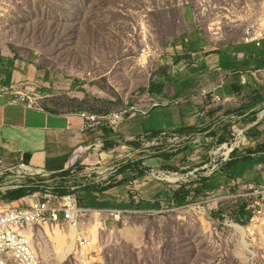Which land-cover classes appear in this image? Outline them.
I'll return each instance as SVG.
<instances>
[{
	"label": "rangeland",
	"instance_id": "1",
	"mask_svg": "<svg viewBox=\"0 0 264 264\" xmlns=\"http://www.w3.org/2000/svg\"><path fill=\"white\" fill-rule=\"evenodd\" d=\"M263 7L264 0H18L0 33V56L7 55L19 65L34 64L54 73L55 96L45 98L42 106H61L67 97L72 109H85L90 103L100 107L98 113L118 111L125 105L144 109L154 104L148 98V88L165 74L169 67L166 63L181 49L191 27L214 44L224 43L239 37L244 24L257 18ZM66 83H72L73 90L83 93L85 98L79 101L66 95ZM260 91L264 96V79ZM232 125L224 124V136L210 141L205 139L208 135L200 133L186 140L162 139L158 145H152V137L145 136L143 142L131 141L126 152L118 148L122 154L117 159L103 155L108 146L97 153L87 152L81 157L100 169L85 176V187L127 184L136 176L154 179L152 173L164 171L177 173L178 180L171 185L199 183L211 175V166L223 163L222 155L232 149L225 143H245L248 136L243 131L238 135ZM171 146L178 149L171 151L172 155L187 148L189 158L178 155L173 160L175 165L162 171L141 165L154 156L156 149L167 151ZM238 149L230 156L239 155ZM127 153L140 157L134 163L136 170L132 175L133 171L120 174L113 167L116 160L126 159ZM76 164L77 172L84 174V166ZM9 181H14L13 185L5 186ZM16 183L12 174L1 175L0 199L7 200L5 191L18 188ZM48 185L54 191L64 192L72 187L58 181ZM28 195L13 204L23 205L22 199ZM196 199L198 194L194 192L174 211L132 213L124 223L115 224L107 218L96 248L97 263L264 264V240L252 245L238 242L230 230L216 227L215 220L206 218L203 212L198 217L185 206ZM88 220L83 228L90 225L91 218ZM33 233L34 246L48 264H74L70 257L75 235L72 231L65 226L46 225L33 227Z\"/></svg>",
	"mask_w": 264,
	"mask_h": 264
},
{
	"label": "crops",
	"instance_id": "2",
	"mask_svg": "<svg viewBox=\"0 0 264 264\" xmlns=\"http://www.w3.org/2000/svg\"><path fill=\"white\" fill-rule=\"evenodd\" d=\"M173 56L166 63L169 66L167 71L155 83L161 86L159 94L148 93L149 100L154 104L148 108L134 109L131 115H125L116 129H84L77 113L81 110L98 113L100 107L93 103L85 109H72L67 97H64L61 106L41 105V110H36L12 103L14 95L0 96V171L4 174L9 168L24 164L49 174L46 177L51 179L45 181L47 184L54 181L60 183L59 175L66 171L73 152L96 142H101L103 147L108 146L107 154L103 155L117 159L122 154L118 148L126 152L130 149L131 141L148 134L165 133L187 138L202 134L208 135L205 139L210 141L214 137H223L224 124L231 123L233 129L237 128L236 131H243L248 136L245 143L238 147L239 155L228 163H218L217 171L199 183L185 185V189L192 190L187 199L195 191L198 197L217 196L231 179L264 185V146H261L264 145V96L260 91L263 78L259 77L256 82L249 77L244 84L240 80V75L246 70L264 67V39L258 46L243 42L241 35L214 44L202 32L191 27L185 43ZM24 83L29 84V93L39 97L40 103L45 98L55 96L54 73L34 64L19 65L11 57L1 55L0 84L21 89ZM71 86L72 83L63 86L65 94L82 101L85 98L83 93L78 94ZM203 89H213L220 100L212 104L204 101L200 94ZM217 107L219 109L214 111ZM240 127L243 128L238 130ZM175 150L178 149L172 148L168 153ZM187 151V148L178 151L169 158L154 155L141 165L162 171L160 169L175 165L176 161L173 160L178 155L188 159ZM115 152L116 155H112ZM244 152L246 155L240 156ZM81 156L77 161L84 166V174L70 176L88 177L87 174L100 169L92 165L93 161L88 163V158ZM124 156L126 159L122 160L123 163L127 160L135 163L140 158L128 153ZM119 162L116 160L113 167L117 168ZM20 183L17 181L16 185ZM62 184L78 187L75 193L80 206L96 211L145 212L178 207L174 195L183 187L181 183L171 185L145 176H136L127 184L111 187L106 183L103 188L85 187V181L81 185L72 182Z\"/></svg>",
	"mask_w": 264,
	"mask_h": 264
},
{
	"label": "built area",
	"instance_id": "3",
	"mask_svg": "<svg viewBox=\"0 0 264 264\" xmlns=\"http://www.w3.org/2000/svg\"><path fill=\"white\" fill-rule=\"evenodd\" d=\"M18 0H0V33L6 21L15 11ZM264 39V7L255 19H250L242 27L241 40L245 43H255L257 46ZM252 78L254 81H259V77L264 79V67L259 69L246 70L240 75L241 83L244 84L247 78ZM29 84L24 83L21 89L16 86H2L0 84V96L4 94L14 95L12 103L22 104L27 108L41 110L40 98L35 94H30L28 90ZM201 96L204 101H209V104L218 102L220 98L213 93L212 90H201ZM137 106H125L118 111H101L100 113L81 110L77 113L80 120L83 122L84 129L95 127H107L116 129L124 120L125 115H131ZM139 109V108H137ZM238 135L242 133L239 131ZM152 137L150 144L158 145L159 141L166 139L174 142L177 140H186L185 136L168 135L159 133L156 136L148 134ZM144 137L139 138L143 142ZM138 140V139H137ZM231 148L232 143H225ZM239 147L231 149L226 155H222L223 162L232 161L235 157L230 156L231 153ZM103 144L96 142L85 148L77 149L73 152L69 165L66 169L70 175L77 172V160L79 155H84L87 152L101 151ZM90 155V153H88ZM246 155L242 153L240 156ZM204 165L203 168H205ZM197 170L193 171L196 172ZM217 171L216 165L211 166L210 174ZM8 173L12 174L18 182L36 176L46 177L43 171L32 169L24 164L9 168ZM3 172L0 171V176ZM154 179L164 181L168 177H176L177 173H169L167 171L152 173ZM195 176V175H194ZM164 177V178H163ZM165 182L170 183L166 180ZM16 187H19L18 185ZM76 188H71L68 192L59 194L54 191L48 184L41 187L38 191L29 194L23 198V205H15L13 201L0 199V245H16V250L20 251L25 257L28 264H48L40 254H38L34 243L33 227L50 225L55 227L65 226L67 229L80 230L74 236L70 257L74 264H98L96 261L97 252L100 240L102 227H105L107 218L111 222L117 224L125 222L128 215L144 211L139 210H90L81 207L76 196ZM28 198L30 202H26ZM189 207L198 217L201 212L206 218L216 221V227H222L231 231V234L238 242L247 243L249 245L259 243L264 240V185L239 181L231 179L229 184L221 190L217 196L208 197L201 195ZM182 206V207H185ZM181 207V208H182ZM176 208L164 207L160 211H145V212H171ZM78 211L85 212L86 215H91V223L84 229L80 227V223L76 217ZM98 212V217H94L92 212Z\"/></svg>",
	"mask_w": 264,
	"mask_h": 264
},
{
	"label": "trees",
	"instance_id": "4",
	"mask_svg": "<svg viewBox=\"0 0 264 264\" xmlns=\"http://www.w3.org/2000/svg\"><path fill=\"white\" fill-rule=\"evenodd\" d=\"M160 89H161L160 85H151L148 88L147 92L149 94H154V93L159 94ZM157 134L158 133H152L151 135L156 136ZM171 149H167V151H165V150L160 151L159 149H156L158 151H156V153L154 155L169 158L170 156H172L171 153H168V151ZM118 164H119V166L117 167V170L120 174L125 173L127 171L135 170L134 163L131 162L130 160H127L125 163H123V161H121ZM59 177H60V183L72 182L74 184L78 183L77 185L83 184L84 178H85L83 176H81V177L70 176V174L67 171L61 173L59 175ZM49 179H51V178H46V179L38 178V177L26 178V179L20 181L21 183L19 184L18 188L5 191L4 198L9 200V201L19 200L22 197L26 196L27 194H31V193L41 189V187H43L47 184L45 181L49 180ZM55 192H57L59 194L65 193L64 191H55ZM191 192H192V190H190V189L185 190V188L182 187L174 195V198L176 200V204H178L179 206L183 205L186 201H188L187 197L189 196V194ZM195 193H196V191H195Z\"/></svg>",
	"mask_w": 264,
	"mask_h": 264
},
{
	"label": "bare ground",
	"instance_id": "5",
	"mask_svg": "<svg viewBox=\"0 0 264 264\" xmlns=\"http://www.w3.org/2000/svg\"><path fill=\"white\" fill-rule=\"evenodd\" d=\"M235 146H236V143H234V145L231 146L232 149ZM167 180H169L170 182H174L177 179L176 177H168ZM92 215L98 216V212L94 211L92 212ZM76 217L80 223V227L84 229L82 227V224L85 223L84 221L89 223L88 219L91 218V215H86L85 212L78 211L76 213ZM43 226H46V225H43ZM68 230L72 231L75 235L80 232V230H71V229H68ZM34 238H33V241H34ZM14 262H16L17 264H28L25 260V257L22 255V253L16 250V245H0V264H13Z\"/></svg>",
	"mask_w": 264,
	"mask_h": 264
},
{
	"label": "water",
	"instance_id": "6",
	"mask_svg": "<svg viewBox=\"0 0 264 264\" xmlns=\"http://www.w3.org/2000/svg\"><path fill=\"white\" fill-rule=\"evenodd\" d=\"M13 183H14V181H9L7 184H5V186H7V185H8V186L10 187V186H12V185H13Z\"/></svg>",
	"mask_w": 264,
	"mask_h": 264
}]
</instances>
